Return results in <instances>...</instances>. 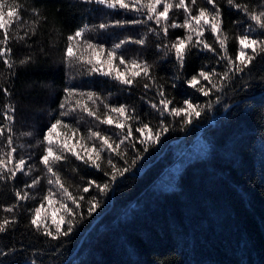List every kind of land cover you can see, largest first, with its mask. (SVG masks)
Returning <instances> with one entry per match:
<instances>
[{
    "label": "trees",
    "instance_id": "1",
    "mask_svg": "<svg viewBox=\"0 0 264 264\" xmlns=\"http://www.w3.org/2000/svg\"><path fill=\"white\" fill-rule=\"evenodd\" d=\"M216 2L223 9L222 30L228 38L229 56L234 59L239 49L236 37L243 35L245 28L251 24L256 29L253 36H264V30L228 7L226 0ZM237 2L248 4L250 11H260L264 6V0ZM0 3L5 4L6 19L8 6L18 7V18L12 19L6 29L0 28V49H10L6 56H0V128L4 129L0 151L9 150L7 129L11 127L15 159L25 158L28 173H18L14 180H0V220L14 221L0 232V264H264V54L230 79L215 78L219 90L213 89L204 96L190 89L184 79L196 74L201 66L206 71L215 68L222 74L227 68L226 60L211 52L192 55L183 69V79H176L175 57H163L156 48L157 43L163 42L162 34L158 39L148 32L149 28L159 30L154 22L103 30L97 27L112 20H143L140 14L112 11L94 0H0ZM202 6L211 7L198 0L196 8ZM169 15V23L172 20L183 23L185 18L183 9L173 8ZM84 26H87L84 38L103 43L106 48L128 36L144 37L143 46L128 43L120 53L126 59H142L152 65L154 79L139 78L129 87L112 77L89 75L86 63L65 59L67 36ZM5 33L9 36L7 43ZM183 34V29H170L168 42ZM205 39L222 54L210 32L205 33ZM77 51L88 59L90 53L83 46ZM27 57L28 62L20 63ZM4 59L12 62L11 68L4 64ZM146 83L149 88L144 87ZM160 85L167 98L174 101L170 107L182 106L184 99H190L201 106V115L186 125L181 117L161 115L160 109L151 107L159 105ZM66 88L77 90V95L68 96L75 111L60 117L59 105L67 95ZM88 92L101 99L89 101ZM77 101L95 112L100 120L110 115L119 122L122 118L104 105L123 104L131 115L139 117L131 121L133 129L148 123L155 130L163 119L169 130L158 143L126 141L120 156L101 152L103 170L84 164L54 145L58 154L67 157L54 170L68 194L81 205L75 215L69 216L61 204L66 202L72 208L75 205L67 195L62 196L55 186L48 184L50 174L40 163L46 147L44 133L57 118H62L69 127L58 126L54 140L61 144L66 140L85 155L87 149L100 146L95 137L89 139L90 130L113 141L120 131L115 124H102L89 116ZM9 105L15 109L14 113L6 107ZM6 112L14 115V120H6ZM195 138L200 139V145L193 149L188 143ZM201 146L204 148L199 151ZM109 159L119 169L127 167L129 171L123 176L117 173V179L112 181ZM177 160L183 162L175 169ZM106 172L109 174L105 175ZM37 177L40 182L27 187ZM90 180L99 185L109 183L110 187L101 193L93 186L83 193ZM50 187L54 192L52 205L43 199ZM17 191L21 195L27 192V198L17 201ZM81 195L84 200H79ZM89 201L98 202L91 214ZM42 202L46 210L55 212L54 218L42 225H48L57 239L46 236L43 227L37 231L30 224L35 208ZM3 206H15L14 211L5 212ZM61 215L65 221L73 222V230L66 236L55 231L53 221H58ZM60 227L64 232L68 224L62 223Z\"/></svg>",
    "mask_w": 264,
    "mask_h": 264
},
{
    "label": "snow or ice",
    "instance_id": "2",
    "mask_svg": "<svg viewBox=\"0 0 264 264\" xmlns=\"http://www.w3.org/2000/svg\"><path fill=\"white\" fill-rule=\"evenodd\" d=\"M94 3L101 5L104 8H107L112 11H120L123 13H137L144 17V19H131V20H112L108 23H100L97 27L101 30L114 28V27H124L125 25H137L142 24L145 21H152L155 23L157 29L149 28L148 32L153 33L158 39H161L162 34V43H157L156 48L158 51L163 53V57H175V65L178 67V75L176 79H183V69L188 59L192 55L202 54L204 52H211L214 55H218L220 60L227 61V68L224 73L216 72L215 68L212 71H206L204 66L192 75L190 78L184 79V83L190 88L204 96H208L213 89L219 90L218 84L215 82V78L220 80L230 79L235 73H242L252 62L257 58V56L264 54V36H253L252 33L256 30L250 24L247 28L244 29V34L236 37V40L239 44L238 54L233 59L229 56L227 50V37L223 34L222 25H223V9L216 2V0H203L205 5L211 6H202L196 8L198 0H189L186 3V0H179L178 3H173L172 0H94ZM228 7L233 8L234 10L240 12L246 16L250 21L260 30H264V6L260 11L256 9L249 10L248 4L238 3L237 0H226ZM162 5V10L160 6ZM5 4L0 3V28L6 29L8 23L14 19L18 18V7L14 5L8 6L7 19L4 12ZM175 9H183L185 18L183 23H179L175 20H170V11ZM195 10V14H193ZM234 23H240V21H234ZM170 29H183L184 34L182 36H176L175 40L168 42V35ZM87 30V26L76 29L73 33L67 36V46L64 50V58L69 62L74 60H79L82 63L88 65V74H99L106 77H112L114 80L118 81L120 84L125 86H133L139 78H146L149 81H152V65H149L146 61L142 59H126L124 55L120 53V50L124 45L128 43H135L143 46L146 43L144 37L136 39L132 36L125 37L121 39L118 43H114L110 48H106L103 43H94L90 39H85L84 34ZM210 32L215 37V43L218 44L220 53L218 54L217 48L209 44L205 39V33ZM9 36L7 33L4 35V42L7 43ZM75 41V44L73 43ZM84 47L89 53L87 60L84 59L83 54L77 50L81 47ZM250 50L251 54H249ZM10 52L8 48L0 49V56H6ZM106 56V59L101 57ZM30 60V57L21 60L20 63H26ZM118 61V63H114ZM4 64L9 68L12 67V62L8 59H4ZM107 66V70H105ZM121 68L123 69L121 71ZM204 82H207L205 84ZM210 85V87H209ZM175 86V85H173ZM145 88H149V84L144 85ZM5 94H7V89H4ZM67 94L64 101L59 105L60 117L68 116L71 112L75 111L74 107L70 106V101L68 96L77 95L76 89H64ZM84 95L83 93H79ZM157 95L160 97L159 105L152 104L151 107L158 108L161 111V115L167 113L173 117H181L183 124H190L193 122V117H199L201 115V106L194 104L190 99H184L182 106H173V100L167 98L165 89L163 85H160L158 88ZM87 99L95 103L101 98L92 92L87 93ZM102 102V101H101ZM77 105L81 106L84 111L88 112L89 116H94L96 119L100 120L99 116H96V113L90 111L86 105H82L80 101H77ZM211 105H209L210 107ZM12 113L15 109L11 106H6ZM106 109H110L112 113H117L118 117L122 118L119 122H115L110 115H106V118L100 120L102 124L113 125L115 128L120 130L118 139L113 141L110 137L102 135L98 131H89V139L93 137L100 142L99 148L93 147L87 149L85 155H81L80 152L75 150L74 146H70L65 140L62 144L59 140H54L53 134L58 126H63L65 128L69 127L68 124L64 122L62 118H57L54 123L47 129L43 135V143L46 145L44 148V154L40 156V163L44 166L47 173L50 174L48 179V184L50 186H55L56 191L59 192L62 196L67 195V199L71 201L75 208L69 207L68 204L62 203L61 208L69 216L75 215L76 209L81 205L79 201L68 194V189L64 187L61 183L59 174L54 170L61 160L67 159L66 156L58 154L56 148L61 152H70L77 160L82 161L84 164L95 167L97 170H103L101 167V152H110L117 156L121 155V149L126 141H135L138 140L140 144L148 145L158 143L162 135L167 132L169 129L164 124L163 119L160 121V127L158 129H153L148 123H142L141 126L135 127L133 129L131 121L139 120L138 116H133L128 112L126 105H119L118 107H110L108 104H105ZM5 119L12 121L14 120V115H9L5 113ZM126 129V132H125ZM4 129L0 128V135L3 134ZM9 135L7 140L8 151L5 153L0 151V180H14L18 173L25 172V158H20L19 160L15 159L16 148L13 147V138L11 135L12 129L9 127L7 129ZM134 133H139V136L134 135ZM40 143V142H38ZM54 145L56 148H54ZM135 147V144L132 145ZM144 151H147L145 147ZM108 165L112 167L113 172L111 174L112 181L117 179V173L120 176H123L124 173L129 171V168L125 167L122 170L114 164V162L109 159L107 161ZM135 163V160H133ZM109 173H105L108 175ZM51 177H55L52 179ZM40 182V177H37L32 181L27 187L31 188L37 185ZM96 186L101 193L107 192L110 185L109 183H104L99 185L94 180H90L87 186L83 187V193H88L90 188ZM54 195L53 189L50 187L48 194L44 196V200L48 201L49 204H52V196ZM28 193L25 192L21 195L20 191L15 193L17 201H22L26 199ZM79 200H84V196L81 195ZM95 198H93V201ZM89 201L90 207L88 209L89 214L94 212L98 207V202ZM15 206H3L5 212H13ZM44 205L43 202L41 206L36 207L34 214L30 220V224L39 231L41 227L44 228V234L46 236L57 239L58 236L54 235L52 231L49 230L48 225H42L41 213ZM14 221L7 218L0 220V232H4L7 226ZM56 225V233L60 235H68L73 230V222L71 219L65 221V217L61 215L58 221H53ZM67 223V230L61 232L60 225L62 223Z\"/></svg>",
    "mask_w": 264,
    "mask_h": 264
},
{
    "label": "rangeland",
    "instance_id": "3",
    "mask_svg": "<svg viewBox=\"0 0 264 264\" xmlns=\"http://www.w3.org/2000/svg\"><path fill=\"white\" fill-rule=\"evenodd\" d=\"M172 2H173V3H178L179 0H172ZM160 8H161V10H162V5L160 6ZM102 59H106V56H105L104 58L102 57ZM105 68H106V67H105ZM106 69H107V68H106ZM193 143H194V144H193ZM188 144H189L188 146H190L191 148L196 149L197 144L200 145V139H199V138H195V140H193L192 142H190V143H188ZM203 148H204V147L201 146L200 149H199V151H201ZM199 151H198V152H199ZM186 157H187V156L183 157V158H184L183 160H185ZM183 160H181V161H180V160L175 161L173 167H175V169H178V168L180 167V165L182 164ZM50 205H52V204H50ZM52 212H53V213H52ZM52 214H53V215H52ZM54 216H55V212H54L53 210L48 211V210H46V209L43 207V209H42V213H41V217H42L41 223H42V224L45 223L46 221L50 220L49 218H54Z\"/></svg>",
    "mask_w": 264,
    "mask_h": 264
},
{
    "label": "water",
    "instance_id": "4",
    "mask_svg": "<svg viewBox=\"0 0 264 264\" xmlns=\"http://www.w3.org/2000/svg\"><path fill=\"white\" fill-rule=\"evenodd\" d=\"M98 219H99V217L94 222H96Z\"/></svg>",
    "mask_w": 264,
    "mask_h": 264
}]
</instances>
